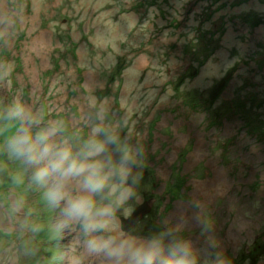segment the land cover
Instances as JSON below:
<instances>
[{"label":"rangeland","instance_id":"1","mask_svg":"<svg viewBox=\"0 0 264 264\" xmlns=\"http://www.w3.org/2000/svg\"><path fill=\"white\" fill-rule=\"evenodd\" d=\"M5 14L15 26L7 45L0 40V64L10 67L0 99L20 97L46 119L76 123L87 98L107 97L114 112L130 114L145 153L157 159L154 173L142 168L140 199L130 202L133 213L151 197L155 207L133 226L149 234L165 216L186 213L185 235L202 247L192 206L201 204L231 264H264V201L255 208L262 212L251 210L264 192L238 206L230 178L238 170L264 181V0H0ZM206 52L209 61L182 80ZM217 93L213 105L194 101ZM181 150L185 158L192 152L184 174L174 166ZM213 165L224 176L207 191L195 180L215 177ZM7 169L0 171V264H64L41 193L16 165Z\"/></svg>","mask_w":264,"mask_h":264},{"label":"clouds","instance_id":"2","mask_svg":"<svg viewBox=\"0 0 264 264\" xmlns=\"http://www.w3.org/2000/svg\"><path fill=\"white\" fill-rule=\"evenodd\" d=\"M14 26L13 17H0L5 45ZM9 74L10 67L0 64V81ZM76 120L46 119L20 97L0 99V171L8 170L9 163L16 165L17 175L41 193L51 213L50 230L64 244V264H231L201 204L192 206L199 209L195 217L202 225V247L185 235L190 222L186 213L165 216L149 234L134 226L125 228L121 217L130 218V202L140 199L145 153L131 116L114 112L107 97L91 96ZM213 167L215 177L209 181L219 173ZM235 173L230 178L238 184L233 186L238 199L243 192ZM261 180L253 181V202L264 192ZM259 199L254 204L260 202V207L264 199Z\"/></svg>","mask_w":264,"mask_h":264},{"label":"flooded vegetation","instance_id":"3","mask_svg":"<svg viewBox=\"0 0 264 264\" xmlns=\"http://www.w3.org/2000/svg\"><path fill=\"white\" fill-rule=\"evenodd\" d=\"M156 124H158V122L156 123ZM157 127L156 128H154L153 129V131H154V133H153V135L155 136V138L157 137V135L155 134V130H157V128L159 127V124L158 125H156ZM150 131V128H148V132ZM149 134H150V132H149ZM170 133L168 134V137L167 138H170ZM145 136H146V134H145ZM146 137H148V136H146ZM145 145H147V143L145 144ZM166 145V144H165ZM163 149V148H162ZM183 150H181L179 153H178V155H177V161H175V163H174V166H175V169L177 170V171H183L182 173L184 174V171L188 168V157H189V155L192 153V152H190L189 154H188V156L185 158V157H182L183 156ZM194 153V152H193ZM157 161V159H156V157H153L152 155H148L147 153H144V165H143V167L145 168V171L147 172V173H154V170L156 171V164H155V162ZM259 164H257V166H258ZM147 166L149 167V169L148 170H146V168H147ZM196 165H192L191 166V168H194ZM256 166V167H257ZM263 166V165H262ZM247 167H248V164L246 163L245 164V168H243L242 170H246L247 169ZM153 168H154V170H153ZM196 169H197V167H196ZM170 172H172L171 171V169L169 170ZM197 171H198V169H197ZM187 174H189V175H191L192 174V171H190L189 173H187ZM238 174H240L239 176H237ZM245 175H248V177H249V173H244ZM230 177H231V175H230ZM239 179V180H241L240 181V188H242V195L240 196V197H238V200H239V205L238 206H240V205H242L245 201H251V202H253V198H254V186H253V181H251L250 180V178H245L243 175H242V173L240 172H238V170L236 171V173H235V175H234V179ZM244 179H247V180H244ZM207 180H209L208 179V177H206V178H202L201 179V176H200V178L198 179H196L195 181L196 182H199V183H202V182H206ZM146 185L148 186V184L146 183ZM155 190H157V187H156V185L154 184V186H153V189H151V192L152 193H154L155 192ZM165 190V189H164ZM172 191H173V189H172ZM144 192H147V191H144ZM150 192V193H151ZM167 195H168V192H167ZM169 196L170 197H172L173 198V196H172V192L169 194ZM181 197H177L175 200H176V202L177 201H180L181 199H180ZM255 200H256V198H255ZM144 204L145 203H147L149 206H151V210H152V208H154L155 207V201H154V199H152V197L150 198V199H148V200H146L145 202H143ZM142 203V204H143ZM259 204H260V202H257V207L256 208H258L259 207ZM140 205V204H139ZM169 203L167 204V208H169ZM242 208H248L249 209V207H246L245 205H243V207ZM252 211H254L255 210V207L254 208H252L251 209ZM263 210L262 209H260L258 212L260 213V212H262ZM229 225L231 224V223H228Z\"/></svg>","mask_w":264,"mask_h":264},{"label":"trees","instance_id":"4","mask_svg":"<svg viewBox=\"0 0 264 264\" xmlns=\"http://www.w3.org/2000/svg\"><path fill=\"white\" fill-rule=\"evenodd\" d=\"M207 53V52H206ZM211 54L210 53H207V54H203V57H201L200 58V66H196V65H194V66H191V68H194L193 70H190L189 71V73H192L191 75H190V77H187L186 76V74H184V75H182L183 77H182V80L184 79V77H186L185 79H188V78H191L192 76H194V74H197V70L200 68V67H202V66H204L208 61H209V59L211 58ZM197 59H199V58H197ZM123 69H124V67L121 65L120 67H119V69H118V73L120 74L122 71H123ZM196 70V71H195ZM187 75H189V74H187ZM184 79V80H185ZM195 91H198V90H195ZM208 91V90H207ZM201 93H203L202 94V96H204V94H206V93H204V91H202ZM254 94V93H253ZM207 95V94H206ZM212 95V98L210 99L209 97L207 98V97H202V98H199V95H197V96H195L194 95V101H198L199 103H204L205 105H213L215 102H216V99H217V97H220V93H217V94H211ZM262 105H264V100H262L261 99V106ZM256 106H257V104H255V108H256ZM203 108H205V107H203Z\"/></svg>","mask_w":264,"mask_h":264},{"label":"water","instance_id":"5","mask_svg":"<svg viewBox=\"0 0 264 264\" xmlns=\"http://www.w3.org/2000/svg\"><path fill=\"white\" fill-rule=\"evenodd\" d=\"M151 211V206H149L147 203L143 204L142 206L138 207L130 219H122V224L125 228L132 227L133 224L140 221L146 213Z\"/></svg>","mask_w":264,"mask_h":264},{"label":"bare ground","instance_id":"6","mask_svg":"<svg viewBox=\"0 0 264 264\" xmlns=\"http://www.w3.org/2000/svg\"><path fill=\"white\" fill-rule=\"evenodd\" d=\"M203 135V133H200L199 134V140H198V142L200 143L202 140H201V136ZM195 154V153H194ZM222 173L221 172H219V174L217 175V178L215 179V180H212V181H210L209 182V180L208 181H206V182H202L203 184H204V186L203 187H205V189L207 190V191H209V190H211L216 184H217V182L221 179V177H222ZM240 174H238L237 176H239ZM224 176V175H223ZM201 183V184H202ZM202 190V189H201ZM227 190H229V189H226L225 191H227ZM224 191V192H225ZM223 192V193H224ZM232 232H230L229 233V235L231 234Z\"/></svg>","mask_w":264,"mask_h":264}]
</instances>
